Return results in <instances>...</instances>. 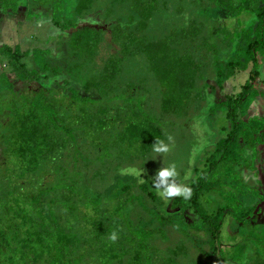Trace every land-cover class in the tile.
Listing matches in <instances>:
<instances>
[{"label": "trees", "instance_id": "1", "mask_svg": "<svg viewBox=\"0 0 264 264\" xmlns=\"http://www.w3.org/2000/svg\"><path fill=\"white\" fill-rule=\"evenodd\" d=\"M90 1L77 0L66 19L58 16L55 0H27L24 5L26 17L34 12L27 9L39 11L46 4L53 27L67 36L72 58L65 59L67 44L61 40L55 56L46 48L21 52L17 46H0V83L12 94L0 99V150L6 159L0 167V264H193V254L204 253L192 244L196 233L191 235L193 228L188 226L178 228L172 220L192 214L199 220L197 231L212 246L225 213L233 222L247 225L264 206V196L254 192L257 201L244 208L235 198L242 188L230 189L228 184L236 181L235 168L241 161L245 166L252 161L242 159L238 139L253 152L264 139L253 129L255 124L237 119L259 93L253 89L250 96L246 81L235 96L217 98L214 104V87L208 83L220 91L223 82L248 65L257 71L256 57L264 53V0H238L237 5L206 0L235 17L248 14L239 19L247 25L233 23L237 31L228 36L213 27L207 11L204 25L189 22L178 28L162 23L149 28L150 19L162 15L158 0H110L127 3L128 21L136 22L131 28L118 23L107 28L115 39L111 45L115 52L95 75L84 79L79 69L93 60L97 43L103 40V28L95 31L93 26L78 24ZM22 3L0 0V7L2 13H16ZM239 39L244 46H239ZM58 78L61 98L53 93ZM14 79L21 85L18 90H13ZM39 81L30 100H14L13 95L28 92L26 86ZM195 103L198 108L192 111ZM218 110L226 111L231 130L203 158L202 169L193 164L194 156L203 151L205 137L192 140L195 149L190 148L187 159L191 158L192 168L179 174L177 181L192 189L191 197L172 198L170 207L176 211L164 212L160 204L168 200L152 186L159 170L154 156L153 161L150 158L153 144L159 139L170 148L179 147L178 131H190L193 122L202 120V129L208 131L206 118ZM169 135L173 142L168 141ZM25 177L31 178L28 185L20 183ZM225 186L229 191H223ZM215 191L217 197L224 196L208 211V196ZM258 224L233 246L234 252L216 249L222 255L220 262L210 264H242L244 256L251 261L243 264H264V223ZM161 227L171 230L168 236ZM113 231L119 237L115 243L109 240Z\"/></svg>", "mask_w": 264, "mask_h": 264}, {"label": "rangeland", "instance_id": "2", "mask_svg": "<svg viewBox=\"0 0 264 264\" xmlns=\"http://www.w3.org/2000/svg\"><path fill=\"white\" fill-rule=\"evenodd\" d=\"M23 1L22 4H20L19 13H2L3 7H0V46H4L3 48H10L13 49L15 46L18 47L19 51L23 52L26 50H31L33 48H40V49H48L50 50L51 56H55L57 54L56 51V45L60 42L67 44L66 46V56L65 59L72 58L73 54L68 47V39L65 33H59L58 29L53 27V24L51 23L49 19V9H47L46 4L45 8H38L36 11L34 9H27V11L33 10L34 12L27 13L26 17L28 19H34L33 21L28 20L25 15L23 14L25 11V6H27L28 2L27 0H20V2ZM34 2L39 0H32ZM58 3V8L60 7V11L58 12V16H61L63 18L69 17L70 13L72 12V9L75 7L77 0H55ZM249 1V0H247ZM51 2V0H50ZM48 2L47 4H50ZM110 0H91L90 6H88L87 10H83V13H87L84 15L81 19V21H78V24L80 25H90L92 26L93 19L96 21V24H105L108 27L112 26L113 24L118 23L120 27H133L136 20L133 22H129L128 18L130 15V12L128 11L127 3L126 4H119V3H110ZM245 2L244 0H240V3ZM232 5H237L238 0H232ZM87 5V4H86ZM48 6V5H47ZM49 7V6H48ZM158 8L162 10V15L155 16L153 19L151 18L148 27L153 28L160 26L162 23L166 24V27L173 24L177 25V27L185 28L189 22L193 24H198L199 22H203L204 20V12L209 16V20L212 21L213 27L218 29V31L224 30L225 32L223 34L225 35H235V32L237 29L235 28L236 22L238 21V25L241 27H244L246 22L242 19L239 21V19L244 15L246 18L248 17L247 13H242L241 17H235L231 13H228L224 11L223 9L212 7L211 3H209L206 0H182L181 2H177L176 0H158ZM5 9V8H4ZM247 9V8H245ZM244 9V10H245ZM6 10V9H5ZM10 11L11 9L8 8ZM26 11V12H27ZM38 11V12H37ZM58 11V9H57ZM41 13V14H40ZM40 14V16H39ZM66 19V18H65ZM172 21V23H170ZM89 23V24H88ZM234 23V24H233ZM204 25V22H203ZM205 25H209L208 23H205ZM247 25V24H246ZM95 31H97V26H93ZM176 27V26H175ZM208 32H210V29H208ZM97 34V33H96ZM56 35H60L62 37L57 41L54 37ZM244 35L247 37L248 32H244ZM218 37H224L222 34H220ZM101 38L103 40L98 41L96 51H94V58L93 60H86L83 66L80 67V77H84L85 75L89 78L96 74L97 71L100 70L103 61L106 60L110 53L115 52L111 45L115 42V39L112 37V35L108 34L105 30L102 29V35ZM239 46H244V41L242 39H239ZM1 46V47H2ZM2 48V49H3ZM79 49H82L79 47ZM27 61V60H26ZM29 61V59H28ZM53 62V60L51 61ZM30 63V62H29ZM57 63V62H54ZM132 64V63H131ZM135 64V63H134ZM29 66V65H28ZM132 67V66H131ZM1 71V69H0ZM5 72H8L7 69L4 70ZM258 73L259 78L264 79V72L262 70V65L258 67ZM126 73L130 74L129 70H126ZM127 74V75H128ZM256 74L254 73V70L250 69V65H248L247 70L239 71L237 72L234 77H232L230 80L223 82V89L219 91L217 87L214 86V83L211 81H208L209 85L214 87V90L212 91V94L214 95V104L216 103V99L219 98L223 100L226 96H235L237 92H240V86H242L246 81L249 83L251 89H250V96L253 93V89L256 92H260L259 90L263 89L260 87V83L256 82ZM130 76V75H128ZM87 77H84L87 78ZM132 77V76H130ZM248 77H250V81H248ZM255 79V80H254ZM41 81L35 83H29L26 87L29 89L28 92L25 93H16L13 95L16 99H28L30 100L33 96V91H36L38 89L39 83ZM55 83H58L56 87H54V97L61 98L60 92L58 89L61 88L62 82L61 78H58L55 82H53V85ZM11 84L13 87V90H18L21 88L20 83L17 80H11ZM44 84H47V81L44 82ZM0 83V99L8 98L12 96V94ZM259 85V86H258ZM1 87H3L1 89ZM120 89V88H118ZM209 91V90H208ZM210 92V91H209ZM151 93H146L145 99H150ZM264 96V94H263ZM258 96H255L256 102L251 104L246 111L243 114L238 113V120H241L242 122L247 123L248 121L252 124H255L258 128H253L255 130H258L259 133L264 134V102L259 98ZM66 100H64L62 103L64 104ZM61 103V104H62ZM154 106V105H153ZM192 111L196 110L198 108V105L192 104ZM226 110V109H225ZM228 112V109H227ZM226 111H219L216 112L212 116H208L206 118L207 121V128L208 131L203 130V126L205 125L204 121H199L197 123L193 122L192 129L190 131L185 130L186 128H183L176 134V137L179 140L182 141L179 143V147L176 146V144L171 146V150L164 158V155L158 156V161L155 159L156 152H153V155L150 157L153 161L154 156V163L157 162L158 169H161L162 167H168L171 164H175L178 173L180 176L185 173V171L190 170L192 168V161L191 158L190 163H187L189 160L188 156L190 154V148L195 149L192 144V140L194 138H197V136H203L204 135V144H203V151L199 152L197 156H194V164L193 166L198 169H202L205 165H203L202 160L204 157H207L209 153L213 151L214 144L220 139L224 138L227 133L231 130L230 122L225 118ZM204 123V124H203ZM247 130H252L251 127H244ZM205 132V133H204ZM204 133V134H203ZM258 133V134H259ZM243 135V132H242ZM264 137V135H261ZM198 139V138H197ZM260 140V138H258ZM262 139V138H261ZM198 141H196L197 143ZM239 143V147L242 150L243 149V156L242 159H244L246 162L248 160H252L248 166H245L243 161H241L239 167L235 168V175L236 181L235 182H228V184H232L229 188L231 189L232 186L236 187L237 189H241L243 193L242 194H236L235 198L239 200L240 204L246 208L249 206H252L257 201V197H254L253 194L256 192L259 196H264V139L263 141L258 145H255V152L250 151L246 148V146L241 142V140L238 139L237 141ZM246 149V150H245ZM4 154V153H3ZM242 154V153H241ZM253 156V159L251 157ZM2 160V161H1ZM6 159L1 154L0 150V167L3 166L2 163H5ZM1 171V169H0ZM214 171L215 168H214ZM184 172V173H182ZM194 177H196L195 174H193ZM192 175V176H193ZM31 178L25 177L20 183H25V185H28V180ZM184 184V183H182ZM236 185V186H235ZM241 187V188H239ZM229 188L225 186L223 188L224 192L229 191ZM223 192V193H224ZM217 191H215L213 194L209 195L208 197V211H212V209H215V205L217 203H220L222 200V196H216ZM171 200V199H170ZM170 200L163 202L161 208L164 212H175L176 209H172L170 207ZM261 211L258 212L256 216H254V222H248L247 225H241L238 223L233 222L229 216L225 213L223 216V220L221 221V224L219 228L214 232V239H217L216 242L213 241L212 246H209L207 243V240H205L203 234L199 231H197V227H199V220L193 216L192 214L184 215L183 221L180 219H174L172 222L181 229H185L186 226L193 228L190 229L191 235L193 233V236L196 237V241L192 242V244L198 248V250L203 251L200 255V253L197 252V254H193L192 262L193 264H198V262H205L204 264H210L211 261L217 260L220 262V257L222 255H219V253L216 252V249H218V252L230 250V252H234L236 248H233L234 245L238 244L241 239L244 238V234L251 228L258 227L261 224H258L259 222L264 223V206L261 207ZM147 219V218H146ZM193 224L195 226H193ZM193 226V227H192ZM163 230V235L168 236V234L171 232L170 229H167V227H161ZM262 229V228H261ZM198 232V233H197ZM191 243V242H190ZM214 248V251L213 249ZM205 258V260H204ZM243 263H248L251 261V257L244 256L243 257Z\"/></svg>", "mask_w": 264, "mask_h": 264}, {"label": "clouds", "instance_id": "3", "mask_svg": "<svg viewBox=\"0 0 264 264\" xmlns=\"http://www.w3.org/2000/svg\"><path fill=\"white\" fill-rule=\"evenodd\" d=\"M169 142H173V137H167ZM153 151L158 154H168L171 150L170 145L166 144L164 140L157 139L153 144ZM137 175H140L139 172ZM179 173L177 171L176 165L173 163L168 167H162L159 169L152 181V186L156 190L157 194L163 198L170 200L172 198L183 197L184 199H189L192 194V189L186 184L178 183ZM119 239L116 231H113L109 236V240L115 243Z\"/></svg>", "mask_w": 264, "mask_h": 264}, {"label": "crops", "instance_id": "4", "mask_svg": "<svg viewBox=\"0 0 264 264\" xmlns=\"http://www.w3.org/2000/svg\"><path fill=\"white\" fill-rule=\"evenodd\" d=\"M256 61H257V74H256V82H259L260 84V87H262L263 89H261V90H259L260 92H258L259 94H258V97L257 98H259V100L261 99L263 102H264V96H263V94H264V79H261V78H259V71H258V67L260 66V65H262V70H263V72H264V53H262L261 55H259V56H257L256 57ZM255 80V79H254ZM258 85V86H259Z\"/></svg>", "mask_w": 264, "mask_h": 264}, {"label": "flooded vegetation", "instance_id": "5", "mask_svg": "<svg viewBox=\"0 0 264 264\" xmlns=\"http://www.w3.org/2000/svg\"><path fill=\"white\" fill-rule=\"evenodd\" d=\"M228 1V0H227ZM229 1H232V0H229ZM89 24V23H88ZM92 26H97L98 28L100 27V28H105L104 30L107 32V28H108V26L107 25H105V24H99V25H97L96 24V21L93 19V21H92ZM111 27V26H110Z\"/></svg>", "mask_w": 264, "mask_h": 264}]
</instances>
